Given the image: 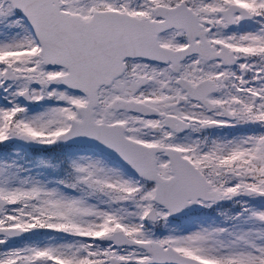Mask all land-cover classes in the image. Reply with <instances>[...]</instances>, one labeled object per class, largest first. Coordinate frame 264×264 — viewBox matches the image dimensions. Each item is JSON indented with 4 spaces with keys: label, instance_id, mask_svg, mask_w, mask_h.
Instances as JSON below:
<instances>
[{
    "label": "snow or ice",
    "instance_id": "snow-or-ice-1",
    "mask_svg": "<svg viewBox=\"0 0 264 264\" xmlns=\"http://www.w3.org/2000/svg\"><path fill=\"white\" fill-rule=\"evenodd\" d=\"M0 264H264V0H0Z\"/></svg>",
    "mask_w": 264,
    "mask_h": 264
}]
</instances>
